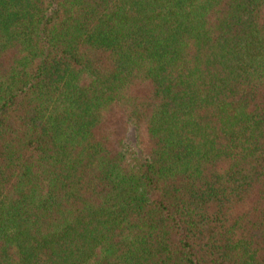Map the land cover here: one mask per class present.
Segmentation results:
<instances>
[{"label": "trees", "instance_id": "obj_1", "mask_svg": "<svg viewBox=\"0 0 264 264\" xmlns=\"http://www.w3.org/2000/svg\"><path fill=\"white\" fill-rule=\"evenodd\" d=\"M0 264H264V0H0Z\"/></svg>", "mask_w": 264, "mask_h": 264}]
</instances>
